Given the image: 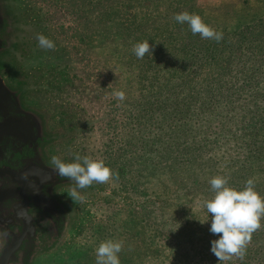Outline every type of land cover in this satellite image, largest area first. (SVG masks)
Here are the masks:
<instances>
[{
    "label": "rangeland",
    "instance_id": "rangeland-1",
    "mask_svg": "<svg viewBox=\"0 0 264 264\" xmlns=\"http://www.w3.org/2000/svg\"><path fill=\"white\" fill-rule=\"evenodd\" d=\"M116 1L121 3V0H102L99 3L98 0H15L23 20L32 26L33 38L43 34L55 44L53 49H44L40 53L47 83L42 89L35 90L43 110L50 117V125L63 134H67L70 128L73 135H70L67 147L75 148L82 155L103 159L113 173L110 180L103 183L102 192L82 210L80 223L70 239L42 264H96L95 248L109 238L123 241L119 254L121 264H179L173 261L175 253L169 251L166 241L173 249L180 246L181 239L175 244L176 239L169 235L170 232L177 228L188 229L189 220L204 233H211V214L206 222H201V219L197 223L192 221L198 219L193 218L197 216L194 212L200 213L203 206L202 201L198 203L182 196L185 192L180 190L188 188V183L180 179L182 187L175 185L165 174L160 180L156 176L144 179L147 165L142 156L145 155V161L146 157L153 156L144 153L142 142L137 140L141 130L137 120L140 106L136 101L141 94L139 83L142 85L138 73L140 68L143 72L152 68H148L147 57L145 64L138 62L141 58H137L132 50L137 43L149 41L148 38L155 33L153 41H149L152 53L148 54L155 57L156 64H160L159 61L167 57L163 56L161 47L164 42L172 40L165 30H170L172 37L176 38L179 23L175 21L170 26L165 20L154 19L133 23L126 11L140 14V11H148L153 2L149 0L141 4L143 8L126 9L119 8ZM122 2L133 4V0ZM169 2L157 0V5ZM192 3L172 0L176 14ZM194 3L199 7H194V10L202 12L200 16L206 24L224 31L226 42L233 37L235 39L246 24L264 17V0H194ZM233 43L229 44L232 46ZM32 44L36 52L35 47L39 44ZM257 50L260 51L258 56L264 55V41L260 37L240 45L238 51L226 47L225 55L235 58L244 53L245 57H255ZM163 72L159 71L161 78H164ZM256 73L264 74V70ZM117 90L125 92L124 101L113 95ZM236 121L243 123L232 126L222 119L224 126H212L208 133L199 135L204 145L215 146L216 150L212 152L216 158L213 156L212 162L223 173L237 166L238 160L247 153L240 140L249 126L244 116L239 115ZM221 127L224 130H220ZM204 149L209 151L207 147ZM255 172L251 173L252 179ZM239 182L232 181L231 185L239 190L245 186ZM258 186L259 182L255 180V190L264 195V180L262 186ZM205 189L202 188V192ZM263 225L261 223V227ZM161 235L165 237L162 239ZM257 240L264 241V237L260 239L257 236ZM253 245H246L243 260L233 256L224 264H264V248L259 250L256 244ZM197 250L202 251L198 244ZM179 260L188 264V257L186 261L184 258Z\"/></svg>",
    "mask_w": 264,
    "mask_h": 264
},
{
    "label": "trees",
    "instance_id": "trees-1",
    "mask_svg": "<svg viewBox=\"0 0 264 264\" xmlns=\"http://www.w3.org/2000/svg\"><path fill=\"white\" fill-rule=\"evenodd\" d=\"M122 1L121 3L116 1L119 8L136 9V6L143 8L141 4H145L149 0H133V4ZM151 1L153 4L148 11H140V14L126 11L131 16V21L136 23L143 19L145 21L149 19L165 20L167 25L171 26L175 22L174 17L176 16L172 0L167 4L159 3L158 5L157 0ZM99 2L102 0H98ZM191 2L193 3L178 12L187 11L191 14L201 15L202 12L199 9L194 10V7H197L194 0H188V3ZM162 5L165 7L162 8ZM106 6L111 9L113 7ZM144 8L146 7L144 6ZM261 19L246 24L239 30L238 36L235 39L233 37L234 40L229 39V42L225 41L227 36L219 42L202 39L199 34L194 35L187 24L179 23L180 30L176 38L172 37L170 30H165L172 40L168 43L164 42L165 47L162 45L163 56L167 55V57L161 59L160 64H156L155 57L148 53L138 60L145 64L147 57L148 68H152L143 72V68H140L141 65H137L140 68L138 73L140 81H138L142 82V85L139 83L141 86L140 99L136 101L140 106L137 120L141 130V134L137 135V140L142 142L144 148L141 150L153 156V158L146 157V161L145 155L142 156L147 165L143 175L144 179L156 176L160 180L161 176L165 174L167 179L175 185L183 184L180 179L188 183V188L180 187V191L185 192L182 196L198 203L202 201L201 212H194L197 216L193 218L198 219L192 221L196 223L200 219L204 221L208 216L210 217L204 205L214 196L210 185V180L213 177L225 176L229 180V185L232 181L239 180V184L243 186L251 178L252 171H257L254 174V180L259 182L258 187L262 186L264 180V86H261L264 85V74L256 73L264 70V55L258 56L260 53L258 50L255 57H245L244 53H240L235 58L228 54L225 55L226 47L238 51L240 45L255 37H260L264 41V17ZM216 31L224 33L220 29ZM157 34L160 36L159 32ZM155 36L154 33L148 40L153 41ZM233 41L231 46L229 43ZM160 70L164 71V78H161ZM239 115L245 117V123L249 126L240 140L246 149L244 152L247 151V153L244 158L236 161L237 166H233L232 169L223 173L212 162L213 156L216 158L212 152L216 150L215 146L204 145L203 138L199 135L208 133L212 126H221L222 119H226L228 125L241 124L242 121H236ZM220 130H224V127H221ZM254 135L256 136L253 137ZM250 139L252 141H249ZM205 147L209 151L205 150ZM261 148L263 149L261 150ZM256 151L259 153L257 154ZM173 152L175 153L173 154ZM206 152L209 153L206 154ZM231 186L237 189L235 185ZM202 188H206L205 192H202ZM261 196L264 197V195ZM261 223H264V219H261ZM169 235L175 237V244L181 239L180 246L173 249L166 241L169 251L175 253L173 261L182 264L179 259L184 258L186 261L188 257V264L192 262L194 264H199V262L221 264L218 258L211 255L212 252H210L211 242L217 239L219 234L204 233L197 225L188 220V229L177 228ZM257 236L263 239L264 225L251 234V239L247 243L256 244L259 250H263L264 241L257 240ZM163 237L165 236L161 235L162 239ZM197 239L201 240L197 242ZM183 244L185 246H182ZM197 244L202 251L197 250ZM180 252L182 253L180 254ZM255 260L262 261L261 258Z\"/></svg>",
    "mask_w": 264,
    "mask_h": 264
},
{
    "label": "flooded vegetation",
    "instance_id": "flooded-vegetation-1",
    "mask_svg": "<svg viewBox=\"0 0 264 264\" xmlns=\"http://www.w3.org/2000/svg\"><path fill=\"white\" fill-rule=\"evenodd\" d=\"M2 2L8 9L0 28L5 49L0 54L5 84L0 87V264H42L70 239L82 210L104 185L94 182L79 190L82 200L74 201L68 194L74 181L58 176L50 166L53 155L65 161L85 155L67 147L70 128L63 134L50 125L35 91L47 83L40 61L44 49L37 46L33 51L32 42L38 40L15 0ZM20 209H27L31 218L19 215Z\"/></svg>",
    "mask_w": 264,
    "mask_h": 264
},
{
    "label": "clouds",
    "instance_id": "clouds-1",
    "mask_svg": "<svg viewBox=\"0 0 264 264\" xmlns=\"http://www.w3.org/2000/svg\"><path fill=\"white\" fill-rule=\"evenodd\" d=\"M174 19L177 23L187 24L191 32L194 35L199 34L202 39L217 42L223 39V33L206 24L198 14L185 11L176 14ZM37 40L42 49L55 47L54 41L43 34L38 35ZM133 52L141 59L147 53H152L149 41L134 45ZM113 95L119 101L126 98L123 90L114 91ZM50 166L58 176L74 181V186L68 193L74 201L83 199L79 190L91 186L94 182L103 184L113 175L103 159L89 156L75 155L71 161H65L53 155ZM210 185L214 196L205 202L204 207L207 213L211 214L210 232L219 234L218 238L211 242L210 250L221 264L231 260L233 256L243 260L251 234L261 227V219L264 218V197L255 190V180L252 178L239 190L230 186L228 178L221 175L213 177ZM19 215L25 219L31 218L27 209H20ZM122 248L121 240H103L95 248L96 264H121L119 254Z\"/></svg>",
    "mask_w": 264,
    "mask_h": 264
},
{
    "label": "water",
    "instance_id": "water-1",
    "mask_svg": "<svg viewBox=\"0 0 264 264\" xmlns=\"http://www.w3.org/2000/svg\"><path fill=\"white\" fill-rule=\"evenodd\" d=\"M8 7L7 5L3 4L2 0H0V28L4 25L5 23V20L7 19V16H6V11H7ZM4 47L2 46V40H0V54L4 51ZM5 84L4 82L2 81L1 79V76H0V87H3ZM2 90V88H1Z\"/></svg>",
    "mask_w": 264,
    "mask_h": 264
}]
</instances>
